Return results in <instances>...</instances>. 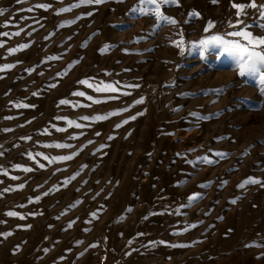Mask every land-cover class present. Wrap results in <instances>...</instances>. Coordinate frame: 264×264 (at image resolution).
<instances>
[{"label": "rangeland", "instance_id": "1", "mask_svg": "<svg viewBox=\"0 0 264 264\" xmlns=\"http://www.w3.org/2000/svg\"><path fill=\"white\" fill-rule=\"evenodd\" d=\"M77 2L0 0V33H10L0 36V67L15 65L0 71V264H264V186L237 187L248 177L264 182V97L227 56L190 46L236 30L237 20L264 36L259 13L236 15L232 4L249 0H179L162 7L178 24L156 29L148 15L130 19L139 0L58 12ZM180 32L183 54L171 43ZM105 44L113 47L101 52ZM84 79L120 90L96 92ZM193 193L203 195L189 202Z\"/></svg>", "mask_w": 264, "mask_h": 264}, {"label": "snow or ice", "instance_id": "2", "mask_svg": "<svg viewBox=\"0 0 264 264\" xmlns=\"http://www.w3.org/2000/svg\"><path fill=\"white\" fill-rule=\"evenodd\" d=\"M18 3L22 2V0H17ZM106 0H78L77 3L68 6V7H63L58 10V12H68L71 11L72 8H78L82 5H92V4H103L105 3ZM117 2H123V0H117ZM213 3H217L218 0H212ZM144 5H152V8H145L143 7ZM163 6H179V0H139V4L137 6H134L130 12H129V17L130 19H136L138 18L139 15H148L152 18H154L157 23L154 25V28L159 29L163 26L164 23L175 25L178 24V21L171 17L166 15L162 11ZM40 8L48 9L51 7V5L48 4H40L38 5ZM232 7L237 9L236 15L239 17L241 15H246L245 9L247 8H252L255 9L259 13V17L261 21H264V4L258 5L256 3V0H249V3L247 4H232ZM30 10V9H29ZM4 9H0V15L4 13ZM138 14V15H137ZM87 15L91 16L92 13L89 12ZM191 17H199V13L193 10L192 12L189 13ZM9 22H5V26H7ZM67 23H75V20L69 21ZM244 24L243 20H237L236 24H232L231 22L229 23V27L234 28L236 30L233 31H228L224 33H215L209 36H204L198 41H193L190 42L191 48H199L201 49L202 53L203 52H214L216 54V59L220 60L222 57L227 56L229 60L231 61V64L235 71L237 72L238 76L244 79V83L247 84L249 82H255V86L258 88V94L261 97H264V36L256 35L249 29L252 27V25H244L243 28H237L238 25ZM260 28H264V22L259 23L258 25ZM215 24L212 21H209L207 26L205 27L204 31L208 32L210 29L214 28ZM19 32L11 33V35H19ZM10 33L8 32H2L0 33V36H8ZM95 35V34H94ZM177 35H179L178 40H172L171 43L179 48L181 50V54L186 49L183 33L180 32ZM144 37H138L137 41L140 39H143ZM3 44L0 43V47H2ZM86 46V44L84 45ZM21 48H26L28 45H21ZM113 45L111 44H105L102 48H100L101 52H106L110 48H112ZM17 51V49H9V53H14ZM127 51V49H125ZM53 59H59V57H53ZM206 59V58H205ZM15 67V65H4L0 67V71L6 69V68H12ZM29 71H32L31 69ZM126 71H128L126 69ZM79 84L82 85H87L89 88H93L96 92L100 93H109V92H118L120 89L116 86L118 82H113V83H92L88 79L80 80L78 81ZM229 85H226L225 87H228ZM51 87H56L55 84L51 85ZM129 87H139V85H129ZM204 91V90H202ZM213 91H223V89H216ZM129 93H125V95H128ZM205 94H207L205 92ZM73 95L77 96H84V92H74ZM181 95H187L182 93ZM89 100H93L92 96L87 97ZM118 97H108V99H117ZM95 103H101L102 101L100 100H94ZM144 102V98L141 97L140 99L135 100L134 105L136 104H142ZM215 102V101H214ZM59 104H71L70 100L67 99H62L59 101ZM132 105V106H134ZM17 108L20 107H29V105L26 104H16L15 105ZM77 105H73V107H76ZM91 107V105H88ZM261 107H264V101L261 102ZM129 108H123L118 111L110 112L107 114H98L92 117L85 116L83 119L89 120V119H94V120H106L110 116L118 115L120 112H126L128 111ZM174 111H179V108L174 109ZM137 115H143V113H138ZM191 115L196 116L197 113H191ZM137 117L136 116H131L129 119L135 120ZM206 119L212 118L211 114L209 116L205 117ZM57 119H65L63 117H57ZM129 119H125L122 124H127L129 122ZM69 124H75V127H83V125L79 123H75L74 121H69ZM122 124H117L116 127L119 128L122 126ZM59 131H65V129H58ZM99 135V133H97ZM111 139V137H109ZM27 139H31V137H27ZM91 143V141H89ZM55 147L59 148H65V147H71V145L67 144H56ZM103 147V146H101ZM3 153H0L2 155ZM246 154V153H245ZM38 155H43V153H39ZM177 155H180L177 153ZM217 155H224L227 156L229 155L228 153H217ZM73 157L72 155H67V156H59V157H53L49 159L48 156H44L45 160H49L50 163H53L57 160H71ZM35 159V157H33ZM205 162L211 164L214 161L211 159H207ZM16 167H20L17 165ZM40 167H44L43 164L40 165ZM25 171H31L32 169L26 168L24 169ZM75 177H71L70 179H74ZM186 182V181H185ZM211 184V182H208ZM224 184H227V181L223 182ZM248 184H261V186H264V182H262L259 179H256L254 177H248L245 179L243 182H241L237 187L243 189L245 188ZM207 185H201V187H205ZM22 188L23 185H20ZM5 191H8V189H5ZM47 195V193H45ZM202 193H193L191 196L188 197L189 202H195L198 201L202 197ZM37 200L40 198L37 197ZM232 203H236V200H232ZM187 205H181V207H186ZM10 216H16L18 213L15 212H9L7 213ZM93 216L96 214L93 213ZM202 223V222H201ZM197 225L192 224L189 225L184 229V231H188L189 228H195ZM30 227V226H29ZM69 227H71V223L69 224ZM11 233H5L2 235H10ZM175 234H181V233H175ZM159 243H165L164 241H160ZM173 248L176 247H190L192 245L189 244H171L170 245ZM83 255V253H81Z\"/></svg>", "mask_w": 264, "mask_h": 264}, {"label": "built area", "instance_id": "3", "mask_svg": "<svg viewBox=\"0 0 264 264\" xmlns=\"http://www.w3.org/2000/svg\"><path fill=\"white\" fill-rule=\"evenodd\" d=\"M102 262H103V260H102Z\"/></svg>", "mask_w": 264, "mask_h": 264}]
</instances>
